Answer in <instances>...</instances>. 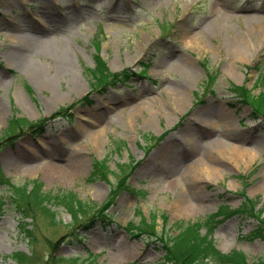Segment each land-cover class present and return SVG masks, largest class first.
I'll list each match as a JSON object with an SVG mask.
<instances>
[{"label":"rangeland","instance_id":"obj_1","mask_svg":"<svg viewBox=\"0 0 264 264\" xmlns=\"http://www.w3.org/2000/svg\"><path fill=\"white\" fill-rule=\"evenodd\" d=\"M13 1L0 0L2 25H24L30 16L42 19L44 10L71 17L73 11L81 14L72 19L61 18L63 24L59 29L50 30L49 37L69 46L82 89L69 94L68 83L62 81L57 84L62 92L60 99L51 102L50 94L29 75L15 65L8 66L6 53L15 46L6 41L7 31L0 28V100L5 108L0 116V169L15 185L38 181L45 193L73 194L77 200L98 210L109 206L106 215L111 222L101 221L96 212L74 221L63 206L52 207L54 221L37 213L34 221L24 220L12 205L8 187L0 180V199L5 198L6 202L4 205L0 202V264H17L20 255L31 258L25 264L52 263V256L79 259L85 264H161L165 254L161 243L147 236L134 237L139 234L136 227L143 218L158 216V233L175 236L174 224H204L219 211L225 215L226 208L229 212L239 210L247 198L256 203V212L264 221V118L253 115L252 107L241 103L232 92L233 87L246 88L251 97L264 92V81L261 82L264 78V0H159L153 3L136 0L138 3L129 12L118 5L111 6L108 0L55 3L15 0L17 3L4 14L3 10ZM212 21L223 25L220 34H207L205 26ZM228 29L249 38L246 50L243 54L240 51L243 59H235L234 50L224 47L222 36H232L231 31L226 32ZM201 32L203 46H194L192 38ZM218 43L221 48L216 47L221 46ZM165 55H168L167 66L158 69ZM136 56L137 60L132 62ZM98 57L105 62L109 74L125 72V79L111 81L107 86L96 82L89 71L96 68ZM177 58L189 59L188 73L172 67ZM34 60L41 59L35 56ZM157 70L165 72L158 75ZM180 84L187 93L185 108L171 118L155 117L148 127L144 125L147 114L139 116L134 126L125 127L127 108L121 104L113 106L122 108L109 114L115 123L104 143L98 149L91 147L87 151L83 173L70 175L62 183H50L41 173L30 170L14 174L18 169V158L14 155L8 159L14 168L8 169L2 162L3 156L16 153L22 145L46 146L49 155L43 154V165L72 155L70 149L56 147L55 140L75 128L80 116L93 112L111 96L135 99L133 105L158 99L160 94L170 101L172 97L165 89ZM21 105H27V113ZM199 113L204 114L205 125L215 124L209 117L228 113L235 128L228 135L236 139L230 142L236 145L246 142L248 155L225 169L216 182L201 185L199 192L207 198L203 209L181 213L176 206V192L166 183L167 177L140 174V171L159 147L179 134L183 137V147L193 145L194 133L187 128L188 120ZM12 120L28 122L34 128H25L17 136L6 139ZM183 130L186 132L182 133ZM200 137V147L194 148L193 153L212 149L217 139L214 132ZM254 140L259 145H254ZM175 146L182 150L179 144ZM64 162V159L59 161ZM97 162H104L106 171L96 169ZM113 192L116 198L107 204ZM161 217L168 218L166 229ZM215 220L220 223L204 227L201 234L205 236L213 231V243L220 252H241L249 264L264 262V238L257 237L264 225L257 218L235 215Z\"/></svg>","mask_w":264,"mask_h":264},{"label":"bare ground","instance_id":"obj_2","mask_svg":"<svg viewBox=\"0 0 264 264\" xmlns=\"http://www.w3.org/2000/svg\"><path fill=\"white\" fill-rule=\"evenodd\" d=\"M47 1L55 3L59 0ZM158 1L146 0L148 3ZM108 2L111 6L118 5L128 12L138 3L136 0H108ZM16 3L15 0L9 3L10 5L3 10V13L5 14V11ZM44 11L42 19L30 16L24 25L21 23H15L14 25L5 23L2 25L0 23V28L7 31L6 41L15 46V49L6 53L8 66L14 67L15 65L19 67L42 90H46L50 94L48 99L53 102L58 101L61 97L62 92L57 88L58 83H62V81L67 82L71 89L69 94L73 93L74 90L81 92L82 83L77 78V75H75L69 46L63 41L51 39L49 33L50 30L59 29L63 24L61 18L64 17V20L72 19L81 14L73 11L71 17V15H54L47 10ZM258 22L263 23L261 20H258ZM222 27L223 25L221 26L219 21H212L208 26H205V30L209 35L220 34ZM229 31L231 30L228 29L226 32ZM230 34L232 36H222L224 47H230L234 50L235 59L238 57L243 59V55V57H240V51L243 54V51L246 50L249 38L240 35V33H232V31ZM203 36V32L193 36L192 41L195 44L194 46H203L201 44ZM218 44L221 45L220 43ZM216 47L221 48L222 45H216ZM35 56L40 57L41 60L36 62L34 60ZM167 56L165 55L159 62L158 69L163 70L167 66ZM137 57L132 62L137 60ZM128 61L130 63L131 58ZM188 62L189 59L177 58L171 65L182 73H188ZM164 72L160 70L156 71L158 75H163ZM165 92L171 95L172 99L170 101L160 94L158 99L147 100L145 103L139 102L136 105H133V102L136 101L135 99L129 98L123 100L111 96L108 101L96 107L93 112L85 113L86 116L84 117L80 116L75 128L70 129L68 133H64L55 140L56 147L68 148L73 152L72 155L55 158L48 164L43 165V154L49 155L46 146L30 145L31 147L27 148L22 145L20 146L22 149H18L16 153L3 156L1 158L2 162H4L6 168H14L8 160L9 155H14L18 158V169H14V174L20 175L30 170L41 173L42 178L50 183H62L70 175L83 173L87 165V151L91 147H97L98 149L104 143L112 125L115 123L113 120H110V116L112 113L121 110L120 108H127L128 119L125 122V127L127 128L132 125L134 126L139 116L145 117L147 114L144 125L148 127L153 124L155 117L163 115L171 118L173 114H178L185 108L187 93L184 85L180 84L176 88H166ZM139 99H142V97H139ZM116 104L123 106L114 108L113 106ZM21 108L27 113V105H21ZM4 109L0 100V116L4 114ZM199 114L201 116L197 114L192 115L188 120L187 128L194 133L193 145L183 147V137L179 134L159 147L145 164L144 170L140 171V174L144 172V174H152L156 177H161L162 175L167 177L166 183H169L175 190L177 195L176 206L181 213H190L203 209L207 198L199 192L201 185L211 181L216 182L225 169L236 162L244 160L248 155V150L244 146L246 142L244 144L238 143L242 145L230 142L233 138L228 134L235 132V128L233 127L232 119H229L228 113L209 117L214 120L215 124L213 125L203 124L204 114ZM123 115V113L120 114L122 119L124 118ZM222 125L228 128L226 129ZM183 132H186V130H183ZM213 132L217 138L213 148L193 153L194 148L200 147V136H208ZM83 139H87V141ZM233 140L236 139L234 138ZM175 143L179 144L182 150L176 149ZM254 145L257 146L259 143L254 140ZM185 153L188 154L187 157H185ZM63 159L66 162L60 164L59 161Z\"/></svg>","mask_w":264,"mask_h":264},{"label":"trees","instance_id":"obj_3","mask_svg":"<svg viewBox=\"0 0 264 264\" xmlns=\"http://www.w3.org/2000/svg\"><path fill=\"white\" fill-rule=\"evenodd\" d=\"M89 72L101 86L110 85L111 81L112 83H116L118 81L121 82L126 76L125 72L123 74H109L105 62L100 57L96 60V68L94 70H90ZM262 81H264V78L261 79V82ZM232 92L235 96H237L241 103L252 107L253 115L256 117L262 116L264 118V92L257 97H251L249 91L244 87H233ZM27 123L25 121L12 120L6 131V139L8 137L12 138L17 136L25 128H34L33 124ZM22 125H25L24 128H21ZM95 167L96 169L102 168V170L106 171L104 162H97ZM0 180L8 187L12 205L17 208L16 210L21 214L24 220L31 219L34 221L37 213L41 216H47L54 221L55 216L51 210L52 207L63 206L72 215L74 221L89 212H96L100 215L101 221L111 222L106 215V212L110 208L109 206H105L104 208L98 210L97 207H91L90 204L77 200L73 194L54 195L52 193H45L43 184L38 181H28L23 184L15 185L12 183V180H9V178L2 173L1 169ZM115 198L116 194L113 192V196L107 204H112ZM0 202L4 205L6 203L5 198H1ZM225 213L226 214L224 215L223 211H219L217 215L209 218L204 224H184L182 222H178L173 225L176 229L175 236H170L168 233H162V235L159 234V218L158 216L153 215L150 219L143 218L136 227V231H138L139 234L133 235L134 237L147 236L150 239H154L161 243L165 252L163 262L161 264H249L245 255L241 252H232L230 254L220 252L213 243V231L209 232L205 236L201 234V231L204 227H210L212 223L219 224L220 222L215 220L217 217L229 218L235 215L257 218L260 221V224L264 225V221L259 218L261 214H257L256 212V203L245 198V201L239 210L229 212L226 208ZM160 219L163 220V228L166 229L169 225L168 218L161 217ZM132 227L134 228V226H130V228ZM253 235H256V233H253ZM257 237L264 238L263 227L258 230ZM30 259L31 258L29 257L20 255L17 259V264H25ZM47 263L85 264L84 261L79 259H54L53 256L52 263ZM261 264H264V262Z\"/></svg>","mask_w":264,"mask_h":264}]
</instances>
